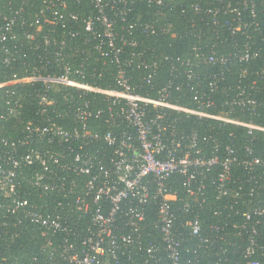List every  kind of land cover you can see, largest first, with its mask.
Masks as SVG:
<instances>
[{"label": "built area", "instance_id": "built-area-1", "mask_svg": "<svg viewBox=\"0 0 264 264\" xmlns=\"http://www.w3.org/2000/svg\"><path fill=\"white\" fill-rule=\"evenodd\" d=\"M185 1L199 16L190 34L211 25L229 52L159 59L143 46L141 35L178 37L154 17L183 14ZM203 1L144 0L155 11L142 22L135 0H0V63L17 66L0 89L33 88L4 93L0 130L35 100L20 134L0 135V258L30 229L55 245L46 264H229L226 245L264 264V45L252 42L264 43V5ZM258 59L214 99L233 66ZM164 63L168 79L152 89ZM202 64L220 70L198 81ZM183 91L194 107L172 101ZM184 118L215 125L189 130Z\"/></svg>", "mask_w": 264, "mask_h": 264}, {"label": "trees", "instance_id": "trees-1", "mask_svg": "<svg viewBox=\"0 0 264 264\" xmlns=\"http://www.w3.org/2000/svg\"><path fill=\"white\" fill-rule=\"evenodd\" d=\"M206 1L204 0L201 5L206 4ZM211 1L212 5L217 6L219 5L217 0H209ZM238 0H234V2H237ZM258 8L261 9L264 5V0H253ZM134 7L138 10H142L144 16L141 18L142 22L151 20V17L155 11L154 8H147L144 0H135ZM182 8L186 9L183 14H180L179 11H173V10H161V16H155L154 18L159 21V24L161 25H168L171 32H174L178 35L175 39H171L168 34L166 35H160L158 37L154 36H145L141 35L142 43L144 47H151L154 49V53L158 55V58L161 59L162 56H167L170 58L179 57L181 59L187 58L192 47H200L203 52H207L210 49V45H215V52L218 54H226L229 52L230 49H227L226 46L221 45L220 41L215 39L214 36H212L209 32V27L211 25L206 26L204 23L200 24V28L202 27V35H200L199 38H196L195 36L191 35L189 32V22L191 19H194V21L199 20V16H193L191 11L187 9V2L182 5ZM163 13V14H162ZM146 14V15H145ZM146 16V17H145ZM262 29L261 32L264 34V22H262ZM263 35L257 34L252 37V42L255 46H262L264 43L261 41V38ZM28 56H31L29 54ZM29 59V57H28ZM261 63V60H255L251 61L249 64H237L233 66V70L231 73H226L224 75V79L220 82H218L219 88H217V95L214 97L215 100H217L219 97H223V95L226 94L228 87L234 86V77L240 71L241 67H248L250 70H254L259 64ZM169 66L164 63L162 67L160 66L158 69L157 77L153 80V83L151 85L152 89L157 88L161 83L166 81L168 79L167 73H168ZM220 70V67L218 65H205L202 64L200 68L198 69V75H200L199 80L205 78V82L207 78H209L210 75L218 73ZM17 72V66L13 67H5L0 63V83L3 81L8 80L11 78V75ZM18 74H21L18 72ZM201 78V79H200ZM198 81H194V84L197 85L200 89H202V86ZM95 84H98L102 87L112 86L111 83L106 82V80L102 81H95ZM201 83H203L201 81ZM14 91L17 92V95H24L26 93L33 92V88L30 85H21V86H12L8 88H1L0 89V111H4V93ZM185 93V91H183ZM150 95H153V90L149 91ZM186 97L180 99H172L173 102H177L180 105H184L187 107H194L193 101L188 98L189 94L185 93ZM182 95V93H181ZM260 98V95L258 96ZM23 105L19 109V115L18 117H7L5 121H3L1 125L0 135L3 136H16L21 133V130L25 123L29 120H31L34 117L35 114V100H28L24 99ZM27 100V101H26ZM260 120H257L256 122H259ZM213 122L208 120H197L195 118H189V119H183V127L189 129V130H198L199 132H202V126H205L207 124ZM3 126V127H2ZM222 133L226 134L228 132H232L234 134H237V130L233 127L225 126V128H222ZM238 137V136H237ZM238 139V138H237ZM244 138L240 136V139L236 141V139L228 138L226 137V144H234V147L237 149L240 146L244 144ZM216 220V218H214ZM210 221H213V217L210 218ZM30 229H22L21 234L19 237L14 238L13 240H9L5 244V250L2 254V258H0L1 264H46L49 261L47 257V253L55 247V245L48 244V241L43 238L39 232H30ZM264 245V243H263ZM227 254H229V260L231 262L229 264H245V261L241 260L240 256V250L237 246L232 245H226ZM215 259H201L198 258L194 261V264H210ZM261 261L264 263V258L261 259Z\"/></svg>", "mask_w": 264, "mask_h": 264}]
</instances>
